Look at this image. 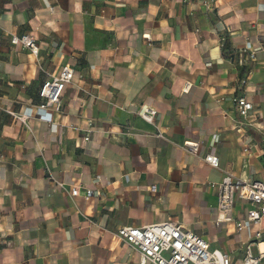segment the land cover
<instances>
[{"label":"crops","instance_id":"1","mask_svg":"<svg viewBox=\"0 0 264 264\" xmlns=\"http://www.w3.org/2000/svg\"><path fill=\"white\" fill-rule=\"evenodd\" d=\"M67 64L61 111L40 109ZM228 173L264 179V0H0V264H140L115 234L166 221L242 264L258 225L240 201L218 221Z\"/></svg>","mask_w":264,"mask_h":264},{"label":"built area","instance_id":"2","mask_svg":"<svg viewBox=\"0 0 264 264\" xmlns=\"http://www.w3.org/2000/svg\"><path fill=\"white\" fill-rule=\"evenodd\" d=\"M205 5H208L205 2ZM11 43L22 49H28L32 54L38 55L40 46L38 39L31 33L13 35ZM252 58L255 53H251ZM75 68L70 64L63 67L58 75H50L42 84L39 96L42 102L38 107L42 110L54 109L61 111L62 97L75 76ZM192 84L187 82L184 92H188ZM239 115L247 117L253 110L252 102L245 98L234 99ZM157 111L152 107H146L141 117L147 122H153ZM90 140L89 136L85 138ZM185 146L191 154H196L199 142L188 141ZM212 167H219V158L213 154L204 157ZM218 191V209L221 213L218 221L232 222V209L237 201L246 203L249 208L246 212V220L258 225L254 231L253 244L257 253H252L250 246L246 247L242 264H261L264 260V227L261 220L264 218V179L241 180L232 174H225L216 185ZM79 193V189L76 190ZM93 195L92 190H85L87 200ZM238 229L242 222H237ZM120 241L127 243L133 250L140 254V264H233L231 256L220 250L212 249L209 242L202 236L185 229L176 221H166L148 226H124L115 234Z\"/></svg>","mask_w":264,"mask_h":264}]
</instances>
